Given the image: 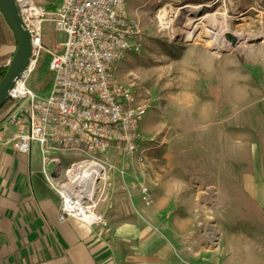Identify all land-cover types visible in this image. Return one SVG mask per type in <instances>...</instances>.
<instances>
[{
  "label": "rangeland",
  "instance_id": "374dc122",
  "mask_svg": "<svg viewBox=\"0 0 264 264\" xmlns=\"http://www.w3.org/2000/svg\"><path fill=\"white\" fill-rule=\"evenodd\" d=\"M53 2L59 4L60 0ZM166 6L180 9V23L191 10L197 13L219 12L225 14L234 26H244L248 34L257 32L260 24L264 33V0L127 1L126 14L140 30V47L126 53L115 64L114 74L119 82L130 84L137 99L146 106L140 125V128L148 129V132L142 131L145 141L129 156L141 165L151 162L153 171L146 172L150 173L151 182L140 185L135 179L137 172L135 174L134 170L132 173L134 165L128 163L129 156L121 155L113 148L97 152L96 157L106 168V176L95 189L93 198L98 203L95 211L111 219L110 224L132 219L137 213L131 203L128 186L139 191L145 207L152 208L156 202L157 180L179 181L186 192L179 197L177 214L182 220L190 217V222H194L190 227L186 225L184 232L194 234L192 246L202 252L205 243L213 237L212 246L216 247L213 253L218 255L213 256L212 262L216 257L220 262L221 241H224L226 251H235V244L228 243V240L236 237L232 226H235L233 221L237 214L223 209L224 201L232 207L233 203H240L244 208L242 215L245 221L264 224L262 216L251 205L248 206L251 204L250 196L243 187L242 175L249 170L248 149L236 147L241 144L237 141L238 136L252 131L254 125H260L264 130V39L232 44L224 36L230 46L220 50L200 41H185L178 22L170 30H159L155 14L157 9ZM62 39L61 33L43 24L45 47L59 54L62 49L58 44ZM47 56L42 51L41 62ZM39 79V71L33 70L27 86L31 89ZM6 108L7 105L0 111V122ZM217 129L223 138L228 134L229 140L228 147L218 149L219 166L208 162L214 155L210 154V147L200 144L208 137L207 133H215ZM238 152H241V158L236 169ZM139 157L144 161L140 162ZM39 158L41 154L36 151L32 163H37ZM85 158L74 153L64 154L61 168L64 171L71 163ZM118 160L120 164H117ZM122 164L124 167L128 165L124 171L130 170L131 177L123 176ZM219 175H223L222 180L215 179ZM58 182L68 185L66 177ZM146 197L147 202L144 200ZM184 206L189 208V213ZM226 229L229 234L225 233L224 240L221 237ZM188 246L187 241L186 252Z\"/></svg>",
  "mask_w": 264,
  "mask_h": 264
},
{
  "label": "built area",
  "instance_id": "2783aa9c",
  "mask_svg": "<svg viewBox=\"0 0 264 264\" xmlns=\"http://www.w3.org/2000/svg\"><path fill=\"white\" fill-rule=\"evenodd\" d=\"M127 1L62 0L51 11L33 0H15L30 37L31 55L29 65L7 96L6 113L0 122V148L9 147L25 156L34 150L41 153L43 172L61 199V221H100L93 213L98 206L94 195L88 198L81 183L69 178L68 171L80 163L96 164L101 168L99 172H87L83 181L87 187L97 188L106 176L97 152L113 148L129 156L145 141L140 125L146 106L137 99L132 86L119 82L114 74L115 64L140 47V30L126 14ZM178 9H157L159 30L180 24ZM43 24L62 34L58 44L61 53L43 45ZM42 51L50 57L48 67L52 73L45 95L27 86ZM67 153L87 158L71 163L63 171L59 156ZM143 157H139L140 162ZM51 164L55 173L49 169ZM64 177L68 185L58 182ZM144 200L147 202V197ZM89 215L92 218L85 220Z\"/></svg>",
  "mask_w": 264,
  "mask_h": 264
},
{
  "label": "crops",
  "instance_id": "0c3cea01",
  "mask_svg": "<svg viewBox=\"0 0 264 264\" xmlns=\"http://www.w3.org/2000/svg\"><path fill=\"white\" fill-rule=\"evenodd\" d=\"M33 1L55 10L62 0L59 4H54V0ZM15 48V45L2 46L0 58H6L8 63ZM141 128V131L148 132L146 127ZM219 131L204 134L208 137L200 143L203 147H210L214 158L208 162L218 166V149L228 147L229 141L228 134L223 138ZM237 139L241 144L236 147L248 149L249 170L242 175L243 187L250 196L248 206L251 205L264 221V130L260 125H254L252 131L244 132ZM36 151L25 156L14 153L9 147L0 148V264H264V224L245 221L240 203H233L234 207L228 201V204L223 203V209L237 214L233 221L235 226H232L236 237L231 241L227 239L228 243L235 244V251H226L222 240L220 262L217 257L212 262L213 256L218 255L213 253L216 249L212 246L213 237L205 243L203 252L194 248V234L183 230L194 222H190L189 215L187 220H182L176 210L180 206L181 193L186 191L179 181L173 179L157 180L156 202L152 208L145 207L139 191L128 186L137 213L132 219L110 224L111 219L94 209L93 213L100 217L98 222L87 223L76 218L61 221V199L43 172L42 156L37 163H32ZM63 155L59 157L62 159ZM236 158L238 169L241 152ZM134 160L130 157L128 163L134 165L132 173L137 172L138 184L151 182L147 171H153V164L147 161L141 165ZM120 163L118 160L117 164ZM122 165L123 176L131 177L130 170L124 171L128 165ZM49 169L51 173L56 172L53 164ZM225 176L232 180L226 173ZM222 177L219 175L215 179L222 180ZM236 187L240 188V185L236 184ZM183 208L190 212L188 207ZM227 229L222 232L224 240L225 233L229 234Z\"/></svg>",
  "mask_w": 264,
  "mask_h": 264
},
{
  "label": "bare ground",
  "instance_id": "6f19581e",
  "mask_svg": "<svg viewBox=\"0 0 264 264\" xmlns=\"http://www.w3.org/2000/svg\"><path fill=\"white\" fill-rule=\"evenodd\" d=\"M187 7V6H186ZM260 24V23H259ZM244 26H234L225 14L219 12L197 13L196 10H191L182 18L180 23V33L185 41H200L202 43L212 45L217 50L227 49L230 44L225 39V34L229 33L235 38V42L239 41L246 44L251 39L263 38L264 33L261 32V24L259 30L255 33L248 34ZM232 31V33L228 32ZM101 168L93 163H80L68 171V176L71 180H76L75 183H81L82 189L86 192V196L91 198L95 193V185L87 187L85 185L84 175L91 171H98ZM83 183V185H82ZM92 218V215L85 216V220Z\"/></svg>",
  "mask_w": 264,
  "mask_h": 264
},
{
  "label": "water",
  "instance_id": "95a60500",
  "mask_svg": "<svg viewBox=\"0 0 264 264\" xmlns=\"http://www.w3.org/2000/svg\"><path fill=\"white\" fill-rule=\"evenodd\" d=\"M0 12L5 18V21L14 37L16 48L12 58L8 62V69L0 80V109L5 104L9 91L19 79L21 73L29 65L31 55V43L28 32L25 30L18 11V6L15 0H0ZM232 44L235 43V38L226 33ZM97 182V180H96Z\"/></svg>",
  "mask_w": 264,
  "mask_h": 264
},
{
  "label": "trees",
  "instance_id": "16d2710c",
  "mask_svg": "<svg viewBox=\"0 0 264 264\" xmlns=\"http://www.w3.org/2000/svg\"><path fill=\"white\" fill-rule=\"evenodd\" d=\"M48 10H53L52 8ZM7 45H15L14 37L5 21L4 16L0 12V48L2 46ZM48 55V54H47ZM50 57L49 55L41 62V58L39 55V58L35 64L34 72L39 71V81L38 84L34 85L31 89L34 90L37 93H46L50 89L51 83H52V73L49 70L48 64H49ZM7 59L6 58H0V80L5 75L8 66H7ZM7 103L2 106L0 111L5 108Z\"/></svg>",
  "mask_w": 264,
  "mask_h": 264
}]
</instances>
